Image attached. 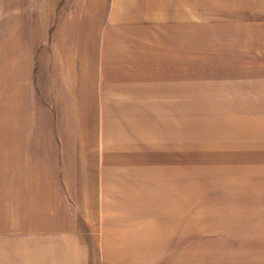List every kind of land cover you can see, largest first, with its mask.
Returning a JSON list of instances; mask_svg holds the SVG:
<instances>
[{"label":"crops","instance_id":"1","mask_svg":"<svg viewBox=\"0 0 264 264\" xmlns=\"http://www.w3.org/2000/svg\"><path fill=\"white\" fill-rule=\"evenodd\" d=\"M184 159L264 264V0H0V264H210Z\"/></svg>","mask_w":264,"mask_h":264},{"label":"rangeland","instance_id":"2","mask_svg":"<svg viewBox=\"0 0 264 264\" xmlns=\"http://www.w3.org/2000/svg\"><path fill=\"white\" fill-rule=\"evenodd\" d=\"M211 163L219 164L221 161L183 160L182 196L183 200L187 198L189 201L191 200V205H193L192 208H184L186 213L183 224V251L184 254L195 253L201 252L202 248H205L208 249L207 252H210V264H224L222 186L220 182L216 185L211 182ZM184 178H188L189 181ZM191 180H198V186H195V182ZM195 201L197 202L195 203ZM207 205L210 206V216L202 217L201 211ZM196 210L199 211L198 218L195 214Z\"/></svg>","mask_w":264,"mask_h":264}]
</instances>
